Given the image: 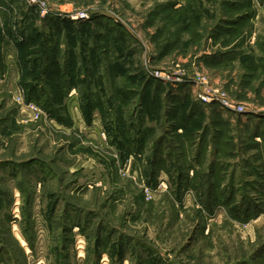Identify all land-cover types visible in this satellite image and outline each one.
I'll return each instance as SVG.
<instances>
[{
    "label": "rangeland",
    "instance_id": "rangeland-1",
    "mask_svg": "<svg viewBox=\"0 0 264 264\" xmlns=\"http://www.w3.org/2000/svg\"><path fill=\"white\" fill-rule=\"evenodd\" d=\"M3 1L0 264H264V0Z\"/></svg>",
    "mask_w": 264,
    "mask_h": 264
},
{
    "label": "built area",
    "instance_id": "built-area-1",
    "mask_svg": "<svg viewBox=\"0 0 264 264\" xmlns=\"http://www.w3.org/2000/svg\"><path fill=\"white\" fill-rule=\"evenodd\" d=\"M25 5L27 6L28 9L31 11L36 12L40 16H46L49 13L53 11V7H51L46 0H22ZM5 3H10L8 0H5ZM3 9V8H2ZM84 12H76V15H73L71 13H66L63 16H67L70 18H77L78 16L83 17ZM211 96V95H210ZM205 99V97H202ZM207 100V99H205ZM17 103L20 105V109L29 112L30 115L34 119H39L42 118V116L45 115V112L35 103L33 102H24L23 99L21 98V92L19 96L16 99ZM220 101L222 102L223 105L229 108H233L236 111H241L242 107L240 105H235L234 103H229L224 97H220Z\"/></svg>",
    "mask_w": 264,
    "mask_h": 264
},
{
    "label": "trees",
    "instance_id": "trees-1",
    "mask_svg": "<svg viewBox=\"0 0 264 264\" xmlns=\"http://www.w3.org/2000/svg\"><path fill=\"white\" fill-rule=\"evenodd\" d=\"M0 3L4 4V1H3V0H0ZM27 101H31V98H30V97H28ZM46 107H47V108H49V109H51V108H50V107H48L47 105H46ZM45 109H46V108H45ZM242 264H244V263H242Z\"/></svg>",
    "mask_w": 264,
    "mask_h": 264
},
{
    "label": "crops",
    "instance_id": "crops-1",
    "mask_svg": "<svg viewBox=\"0 0 264 264\" xmlns=\"http://www.w3.org/2000/svg\"><path fill=\"white\" fill-rule=\"evenodd\" d=\"M85 123V122H84ZM86 124V123H85Z\"/></svg>",
    "mask_w": 264,
    "mask_h": 264
}]
</instances>
